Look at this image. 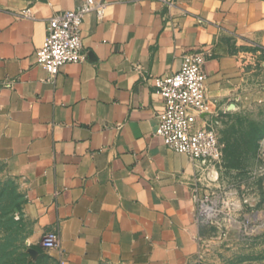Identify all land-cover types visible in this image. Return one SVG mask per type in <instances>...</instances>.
<instances>
[{
  "label": "crops",
  "instance_id": "0c3cea01",
  "mask_svg": "<svg viewBox=\"0 0 264 264\" xmlns=\"http://www.w3.org/2000/svg\"><path fill=\"white\" fill-rule=\"evenodd\" d=\"M106 1L102 18H84L85 60L53 79L37 62L48 20L84 0H0V146L25 186L30 248L59 231L63 251H44L54 264H193L219 228L197 219L190 157L156 134L165 104L155 78L210 48V110L200 123L218 131L220 117L240 108V56L264 50V0H177L169 9Z\"/></svg>",
  "mask_w": 264,
  "mask_h": 264
},
{
  "label": "rangeland",
  "instance_id": "374dc122",
  "mask_svg": "<svg viewBox=\"0 0 264 264\" xmlns=\"http://www.w3.org/2000/svg\"><path fill=\"white\" fill-rule=\"evenodd\" d=\"M252 51L240 56V108L220 117L217 129L223 144L245 130L264 133V51ZM241 159L240 166L222 162L220 177L212 185L219 210L213 226L219 233L193 264H264V139ZM24 204L25 186L6 171L0 146V264H54L47 255L31 252L28 240L34 226L23 213ZM41 238L34 243L41 246Z\"/></svg>",
  "mask_w": 264,
  "mask_h": 264
},
{
  "label": "built area",
  "instance_id": "2783aa9c",
  "mask_svg": "<svg viewBox=\"0 0 264 264\" xmlns=\"http://www.w3.org/2000/svg\"><path fill=\"white\" fill-rule=\"evenodd\" d=\"M160 1L167 9L177 3V0ZM107 5L106 0H84L77 8L57 12L48 20L47 36L37 50V62L51 78L57 76L64 64L85 60L84 18L92 11L102 18ZM212 55L207 47L190 50L184 54L178 71L155 78L156 92L165 104L159 114L156 134L169 149L187 154L192 160L196 168V216L201 223L209 225L219 221L212 185L220 177L224 158V144L218 131L200 123L210 110L205 64ZM41 246L46 250L63 251L59 231L44 232Z\"/></svg>",
  "mask_w": 264,
  "mask_h": 264
},
{
  "label": "trees",
  "instance_id": "16d2710c",
  "mask_svg": "<svg viewBox=\"0 0 264 264\" xmlns=\"http://www.w3.org/2000/svg\"><path fill=\"white\" fill-rule=\"evenodd\" d=\"M256 50H259V48ZM260 139H264V133L258 135L253 129L245 130L240 136H231L227 138L224 143L223 164L225 162L228 166H240L242 164V154L258 148ZM18 211H21L20 207H18ZM34 247L39 252V255L44 254L43 247L38 245Z\"/></svg>",
  "mask_w": 264,
  "mask_h": 264
},
{
  "label": "water",
  "instance_id": "95a60500",
  "mask_svg": "<svg viewBox=\"0 0 264 264\" xmlns=\"http://www.w3.org/2000/svg\"><path fill=\"white\" fill-rule=\"evenodd\" d=\"M31 252L33 253V254H37L38 252H37V250L36 249H31Z\"/></svg>",
  "mask_w": 264,
  "mask_h": 264
}]
</instances>
